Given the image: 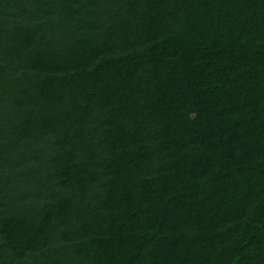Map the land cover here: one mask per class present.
<instances>
[{
  "label": "trees",
  "instance_id": "obj_1",
  "mask_svg": "<svg viewBox=\"0 0 264 264\" xmlns=\"http://www.w3.org/2000/svg\"><path fill=\"white\" fill-rule=\"evenodd\" d=\"M0 264H264V0H0Z\"/></svg>",
  "mask_w": 264,
  "mask_h": 264
}]
</instances>
